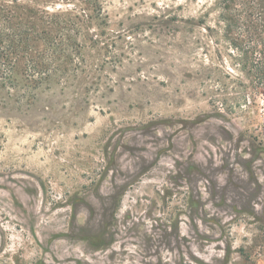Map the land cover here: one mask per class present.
<instances>
[{"label": "rangeland", "instance_id": "374dc122", "mask_svg": "<svg viewBox=\"0 0 264 264\" xmlns=\"http://www.w3.org/2000/svg\"><path fill=\"white\" fill-rule=\"evenodd\" d=\"M96 2L0 85V264H264V0Z\"/></svg>", "mask_w": 264, "mask_h": 264}, {"label": "trees", "instance_id": "16d2710c", "mask_svg": "<svg viewBox=\"0 0 264 264\" xmlns=\"http://www.w3.org/2000/svg\"><path fill=\"white\" fill-rule=\"evenodd\" d=\"M57 2H73L74 6L58 7ZM80 2L84 4L81 9L75 0H0L1 86L9 83L21 64L40 83L52 79L56 70L51 69L49 60L67 59L68 50L81 51L86 37L83 27L98 14L91 12L97 8L96 0Z\"/></svg>", "mask_w": 264, "mask_h": 264}, {"label": "flooded vegetation", "instance_id": "af4514ba", "mask_svg": "<svg viewBox=\"0 0 264 264\" xmlns=\"http://www.w3.org/2000/svg\"><path fill=\"white\" fill-rule=\"evenodd\" d=\"M244 164H245L244 166H246V168H247V162H246V160L244 161ZM240 177L243 178V175L240 174ZM228 186H229V185L227 184V187H228ZM214 192H215V190H214ZM214 192H213V194H214ZM234 209H235V210H239L240 208L234 206Z\"/></svg>", "mask_w": 264, "mask_h": 264}]
</instances>
